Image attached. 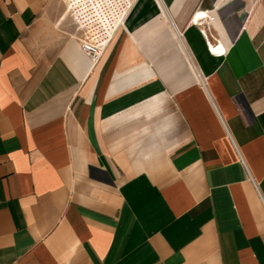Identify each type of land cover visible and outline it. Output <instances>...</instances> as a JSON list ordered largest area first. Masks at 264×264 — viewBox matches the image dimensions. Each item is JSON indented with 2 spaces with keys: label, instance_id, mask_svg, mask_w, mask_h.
Here are the masks:
<instances>
[{
  "label": "crops",
  "instance_id": "obj_1",
  "mask_svg": "<svg viewBox=\"0 0 264 264\" xmlns=\"http://www.w3.org/2000/svg\"><path fill=\"white\" fill-rule=\"evenodd\" d=\"M93 1L0 0V264H264V0Z\"/></svg>",
  "mask_w": 264,
  "mask_h": 264
},
{
  "label": "rangeland",
  "instance_id": "obj_2",
  "mask_svg": "<svg viewBox=\"0 0 264 264\" xmlns=\"http://www.w3.org/2000/svg\"><path fill=\"white\" fill-rule=\"evenodd\" d=\"M61 3L66 4L65 15H68V18H70L71 24L76 29V32L84 36L89 34V25L93 19H100L102 17L105 22L107 21L101 9L96 11L95 6L99 8V4L96 1L94 3L93 0H61Z\"/></svg>",
  "mask_w": 264,
  "mask_h": 264
},
{
  "label": "built area",
  "instance_id": "obj_3",
  "mask_svg": "<svg viewBox=\"0 0 264 264\" xmlns=\"http://www.w3.org/2000/svg\"><path fill=\"white\" fill-rule=\"evenodd\" d=\"M134 1L135 0H133V4L130 7V9H128V12H127L124 20L126 19L128 14L130 13V11L134 5ZM207 18H208V16L206 15V17H204V19H207ZM124 20H123V22H124ZM123 22H122L121 26L123 25ZM203 34L205 35V37H207V34L204 31H203ZM113 35H112V37H113ZM112 37L110 38V40L112 39ZM87 40H90V37H87ZM110 40L108 41V43L110 42ZM92 41L94 42L93 39H91V42ZM91 42L82 41L81 42V48L89 56V58L92 60L93 63H97L101 59L108 43L106 45H101L99 43L95 44V43H91ZM208 43H209V47L211 48L212 45L210 44V42H208ZM213 46H215V48L217 49L220 45L219 44L215 45L213 43ZM211 50H212V48H211ZM222 53H224V51Z\"/></svg>",
  "mask_w": 264,
  "mask_h": 264
},
{
  "label": "bare ground",
  "instance_id": "obj_4",
  "mask_svg": "<svg viewBox=\"0 0 264 264\" xmlns=\"http://www.w3.org/2000/svg\"><path fill=\"white\" fill-rule=\"evenodd\" d=\"M159 3V2H158ZM165 11V10H164ZM200 16H203V17H206V15L205 14H199V17ZM196 23H197V25H201L200 24V22L198 21V20H196ZM203 23H205V21L203 22ZM208 25V24H207ZM202 27V26H201ZM208 27V26H207ZM208 29V28H207ZM205 33L207 34V32L205 31ZM87 37H90V36H87ZM87 37H85V39H84V41H86V42H91V39H93L94 40V42L92 41L91 43H95L96 44V42H95V39L93 38V37H90V40H87ZM211 44H212V42H211Z\"/></svg>",
  "mask_w": 264,
  "mask_h": 264
}]
</instances>
